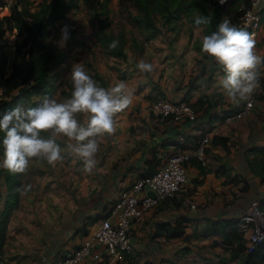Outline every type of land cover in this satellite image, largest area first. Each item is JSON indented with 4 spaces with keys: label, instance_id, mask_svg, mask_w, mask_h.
I'll use <instances>...</instances> for the list:
<instances>
[{
    "label": "crops",
    "instance_id": "crops-1",
    "mask_svg": "<svg viewBox=\"0 0 264 264\" xmlns=\"http://www.w3.org/2000/svg\"><path fill=\"white\" fill-rule=\"evenodd\" d=\"M228 2L234 12L236 4L232 5V0ZM194 22H191L190 35L175 40L178 42L171 47L167 66L157 62L153 67L140 99L137 101V95H133L132 105L138 103L139 113L134 109L131 121L115 123V142L99 167L101 173L92 177L91 186L102 191L101 201L95 206L98 209L105 205L100 213L102 216L118 193L145 171L149 162L150 167L154 164L153 152L159 158L166 145L180 133L192 135L204 131L209 136L205 163L192 157L186 165L185 190L197 206L192 207L176 198L164 199L134 222L131 229L133 247L124 262L88 258L80 264H203L207 259L221 258L228 261L230 247L221 241L222 231H212V228L227 230L252 197L264 202V68L259 70L262 81L251 111L238 118L223 119V114L236 111L241 103L236 105L228 101L220 85L222 69L201 52L202 37L211 34L210 21L200 25ZM255 40L256 51L264 55V20ZM135 88L131 86L129 90L135 92ZM149 90L153 93L151 98L146 95ZM156 95L189 101L196 110L195 119L179 122L155 118L149 106ZM128 124L137 132H129ZM118 126L122 129H117ZM78 188L82 196V182ZM5 192V169L0 168V210ZM49 198L54 208L44 204L31 212L39 214L34 220L50 228V235L34 239L29 234L30 223L21 222L23 217H19V209L14 210L7 222L2 261L53 264L63 251L81 241L86 234L80 230L84 213L94 211V206L81 208L77 198L68 200L66 195ZM24 201H29V197ZM97 222L90 228L93 229ZM33 239L37 241H31ZM24 245L32 246L25 251Z\"/></svg>",
    "mask_w": 264,
    "mask_h": 264
},
{
    "label": "rangeland",
    "instance_id": "rangeland-1",
    "mask_svg": "<svg viewBox=\"0 0 264 264\" xmlns=\"http://www.w3.org/2000/svg\"><path fill=\"white\" fill-rule=\"evenodd\" d=\"M16 1L19 2V5L24 2V0H5V4L0 7V16L9 13ZM29 1L31 9H34L40 0ZM72 1L74 4L66 16L58 19L55 25L50 28V33L44 37L45 40L51 39L57 43L63 49L64 56L54 65L47 76L49 81L48 90L42 94L32 95L30 97L34 101L32 105L18 104L25 109L35 107L46 95L58 101L68 98L72 91L70 73L73 66L79 63L84 65L85 70L97 82L98 86L109 88L120 82H125L128 88L136 86L133 95H137L135 97L138 101L139 96L144 93L141 91L146 86L147 78L150 77L151 73L139 72L136 67L137 63L144 60L151 63L153 67L157 65V62L167 66L166 61L170 57L171 47L178 42H175V40L190 35L193 18L195 19L201 15L199 9H187L190 0H174L173 3L168 0L171 2L169 7L170 16L166 14L165 10L159 8L157 0H107L96 8L88 7L85 0ZM195 1L199 6L205 5L211 9L214 0ZM64 26L68 27L69 32L67 41L62 40L61 30ZM100 29L104 31L106 36L109 35L112 41L117 40L119 42L117 49L112 50L109 48L107 37L101 35ZM5 35L8 40L5 51L10 59L14 51V41L18 37L17 26L14 25L11 30L7 29ZM179 42L182 43V39ZM162 57L163 60L160 61ZM8 65L9 63L6 64V71H8ZM146 95L151 98L153 93L149 90ZM3 96L0 87V98ZM137 104L118 113L115 116V122L131 121L133 110L138 111ZM77 119L83 123L86 117L83 114H78ZM126 128L131 133L137 132L136 128L130 124ZM117 129H122V126H118ZM114 134L100 139L99 151L96 155L98 163L91 173H85L82 161L68 153L66 150V145L69 142L67 138L58 136L57 142L65 149L62 162H59L53 168L46 161L33 158L26 174L15 175L21 182L20 187L32 185L31 191L26 195H21L19 192L18 204L12 212L19 209V217H23L21 222L30 223L31 233L29 234H32L34 239L50 235V228L43 227V223L34 220V217L39 214L34 213L36 215H33L31 210L33 208L40 209L44 204L54 208L55 204L49 198L52 195L56 197L66 195L68 200L71 197L73 199L77 198L79 206L84 209L94 206V211L90 210L84 213L82 226L80 227V230L86 233L92 229L90 225L99 219L100 213L105 208V205L99 206L98 209L95 207L98 201H101L102 191L92 188V177L97 176L98 172L101 171L99 167L115 142ZM42 135L49 136L50 133H42ZM2 158L3 148L0 150V161H2ZM156 158L153 152L152 160ZM149 166L150 162L147 166L150 169ZM141 173L144 172L139 174ZM80 182L83 183L84 187L82 196L78 191ZM28 197L29 201L25 202L24 200ZM70 222L69 220L67 223L69 227ZM240 235L243 239L245 238L242 234ZM34 239L31 241L36 242L37 240ZM30 248L25 246L24 249L29 251ZM25 251L23 253H26ZM18 256L16 255V257ZM236 261L237 257L230 256L227 264H234ZM258 264H264V259L259 260Z\"/></svg>",
    "mask_w": 264,
    "mask_h": 264
},
{
    "label": "clouds",
    "instance_id": "clouds-1",
    "mask_svg": "<svg viewBox=\"0 0 264 264\" xmlns=\"http://www.w3.org/2000/svg\"><path fill=\"white\" fill-rule=\"evenodd\" d=\"M208 22L204 17L195 21L197 25ZM61 32L62 40L67 41L68 27L64 26ZM118 45L113 40L109 48L115 50ZM201 52L225 73L220 85L228 101L236 105L249 101L259 87V70L264 68V56L256 51L255 37L224 19L217 31L202 37ZM136 67L141 73L153 71V65L144 60ZM70 81L72 91L68 98L58 101L46 95L35 107L25 109L18 105L0 117V133L4 134L0 140V168L12 175L26 174L33 158L56 167L64 160L65 151L57 142L58 136L67 138L66 150L82 161L85 173L96 168L99 141L115 133V116L133 104V92L125 82L109 88L98 86L82 63L73 66ZM78 114L86 117L83 123L77 119ZM31 189L29 184L17 190L26 195Z\"/></svg>",
    "mask_w": 264,
    "mask_h": 264
},
{
    "label": "built area",
    "instance_id": "built-area-1",
    "mask_svg": "<svg viewBox=\"0 0 264 264\" xmlns=\"http://www.w3.org/2000/svg\"><path fill=\"white\" fill-rule=\"evenodd\" d=\"M217 1L225 3L227 0ZM263 6L264 0L242 2L238 6L239 14L223 11L219 24L224 19H229L233 26L242 28L255 37L257 29L262 24L260 9ZM224 75L223 72V77ZM261 81L262 77L259 78V87L250 100L241 101V106L236 111L224 115L223 119L238 118L249 113L254 106ZM149 107L151 114L157 119L170 118L184 122L194 120L197 114L189 101L174 100L162 95H156ZM208 140L209 136L204 134L197 143H191L186 140L184 133L171 140L158 158L155 167L140 174L123 188L107 211L99 217L94 228L88 231L76 246L63 251L53 264H80L88 258L103 259L109 263L124 262L133 247L131 239L133 224L147 209L168 198H176L192 207L197 206L191 194L185 190L186 165L192 157L205 163V146ZM149 190H153L155 195L149 194ZM235 225L246 238L247 249L253 248L264 239V205L261 198L252 197L248 201Z\"/></svg>",
    "mask_w": 264,
    "mask_h": 264
},
{
    "label": "trees",
    "instance_id": "trees-1",
    "mask_svg": "<svg viewBox=\"0 0 264 264\" xmlns=\"http://www.w3.org/2000/svg\"><path fill=\"white\" fill-rule=\"evenodd\" d=\"M88 7L100 6L107 0H85ZM156 1V0H155ZM158 6L165 10L170 16L168 0H157ZM229 0L225 3H219L217 0L212 2V8L208 11L207 6H199L195 0H190L187 9H199L201 15L193 18L204 17L210 21L211 33L218 30L219 20L223 11H230ZM231 1V0H230ZM250 0H232L235 5L234 13L239 14L238 6L240 3H248ZM5 4V0H0V7ZM29 0H24L21 5L16 1L11 11L0 16V87L2 88L3 97L0 98V117L10 111L18 104H34L30 98L32 95L45 93L49 88L47 76L54 65L64 56L63 49L53 40H45L44 37L50 33L56 21L66 16L74 2L72 0H40L37 7L31 9ZM262 20H264V6L260 9ZM14 25L18 28V37L14 41V51L12 57H7L5 46L8 43L6 37L7 29H13ZM101 28V27H100ZM101 35L106 36L100 29ZM109 44L112 42L109 35L106 36ZM8 65V71L5 69ZM227 113L223 114L226 115ZM205 134L202 131L199 134L186 135V140L191 143H197ZM0 133V140L3 138ZM0 150H2L0 144ZM154 164L147 168L149 172L155 167L158 158L153 160ZM154 165V166H153ZM149 169V170H148ZM264 180V173L262 174ZM6 192L4 195L3 206L0 210V264H10L8 261H2L3 243L5 241L7 222L12 210L17 206L19 199L20 180L15 175L5 170ZM264 205V202L261 201ZM235 221L230 223L227 230L212 228V231H222V242L226 247H230V256L237 257L234 264H258L259 260L264 259V239L258 242L253 248L247 249L245 238L241 237V232L237 229ZM237 240V241H235ZM203 264H227L226 259L206 260Z\"/></svg>",
    "mask_w": 264,
    "mask_h": 264
},
{
    "label": "water",
    "instance_id": "water-1",
    "mask_svg": "<svg viewBox=\"0 0 264 264\" xmlns=\"http://www.w3.org/2000/svg\"><path fill=\"white\" fill-rule=\"evenodd\" d=\"M148 192H149V194H151V195H153V196L155 195V193H154L153 190H149Z\"/></svg>",
    "mask_w": 264,
    "mask_h": 264
}]
</instances>
